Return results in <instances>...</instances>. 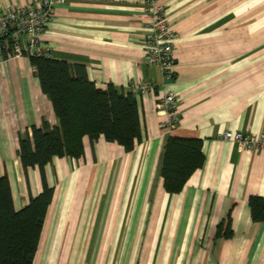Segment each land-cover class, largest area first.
Wrapping results in <instances>:
<instances>
[{
  "label": "crops",
  "instance_id": "obj_1",
  "mask_svg": "<svg viewBox=\"0 0 264 264\" xmlns=\"http://www.w3.org/2000/svg\"><path fill=\"white\" fill-rule=\"evenodd\" d=\"M36 1L0 0V13ZM160 2L178 35L174 78L164 85L144 61L143 0H67L54 8L42 38L51 58L84 66L101 90L127 91L136 81L157 87L136 96L142 140L132 152L85 137L81 158L45 166L54 197L33 264H264V222H253L249 208L250 198L264 199V152L221 140L227 131L264 135V0ZM31 56L0 59V176L17 211L42 192L39 168L20 165L19 140L44 121L57 125ZM164 91L179 102L171 132L156 108ZM170 137L199 140L204 155L174 195L160 178Z\"/></svg>",
  "mask_w": 264,
  "mask_h": 264
},
{
  "label": "trees",
  "instance_id": "obj_2",
  "mask_svg": "<svg viewBox=\"0 0 264 264\" xmlns=\"http://www.w3.org/2000/svg\"><path fill=\"white\" fill-rule=\"evenodd\" d=\"M12 44L10 37H0L3 56L12 53ZM30 63L42 93L52 105L57 125L44 121L41 127L31 128V137L19 140L21 167L39 168L42 181V192L30 197L26 207L15 210L9 181L0 176V264L34 262L44 219L54 197V189L47 184L44 174L48 163L54 158H81L85 137L91 143L103 138L125 153L132 152L142 140L134 95L112 86L105 90L96 88L82 65L37 55L30 57ZM203 163L199 140L168 138L160 168L163 191L168 195L180 193ZM249 208L253 222H264V199L250 198ZM227 232L221 235L228 236Z\"/></svg>",
  "mask_w": 264,
  "mask_h": 264
},
{
  "label": "built area",
  "instance_id": "obj_3",
  "mask_svg": "<svg viewBox=\"0 0 264 264\" xmlns=\"http://www.w3.org/2000/svg\"><path fill=\"white\" fill-rule=\"evenodd\" d=\"M67 0H38L25 8H14L0 13V37H10L12 54L21 56L32 50V55L50 56V47L42 41L47 24L52 20L54 8ZM144 12L148 15L147 33L144 37V61L160 71L162 85L174 78V42L177 32L170 25L161 0H143ZM3 47L0 46V59ZM157 87L155 82L136 81L130 83L127 91L132 95L144 96ZM179 102L171 91H164L157 100L156 108L166 113L162 128L171 132L178 124ZM221 140L230 141L246 152H264V135H250L239 132H225Z\"/></svg>",
  "mask_w": 264,
  "mask_h": 264
},
{
  "label": "rangeland",
  "instance_id": "obj_4",
  "mask_svg": "<svg viewBox=\"0 0 264 264\" xmlns=\"http://www.w3.org/2000/svg\"><path fill=\"white\" fill-rule=\"evenodd\" d=\"M154 231H155V233H157V230L154 229ZM145 236H146V234H144V235L142 236V240L145 239ZM114 240H115V235H114V234H110V235H109V238H108L107 241L112 242V241H114ZM150 240L155 241V240H156V235L154 236V234L152 233V234H151V237H150Z\"/></svg>",
  "mask_w": 264,
  "mask_h": 264
}]
</instances>
